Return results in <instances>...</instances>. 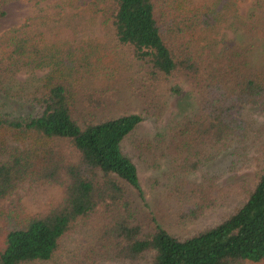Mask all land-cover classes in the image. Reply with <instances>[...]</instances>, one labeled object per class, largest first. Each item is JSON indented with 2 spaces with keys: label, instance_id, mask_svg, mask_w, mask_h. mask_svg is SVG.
<instances>
[{
  "label": "trees",
  "instance_id": "trees-1",
  "mask_svg": "<svg viewBox=\"0 0 264 264\" xmlns=\"http://www.w3.org/2000/svg\"><path fill=\"white\" fill-rule=\"evenodd\" d=\"M236 6L237 0H108L101 7L103 22L112 29L114 39L130 47L133 59L145 63L151 82L175 77L193 92L197 108L190 134L174 146L191 169L197 167L192 157L209 146L226 147L243 134L244 106L257 105L264 110V74L247 67L249 45L233 41L219 50L198 45L202 33L213 27L228 7ZM239 16L237 12L228 16L227 26L235 32L253 33L264 27V0H254L249 14ZM2 51L9 52L15 63L51 67L32 92L0 88L33 109L24 113L0 108V201L24 184L60 183L63 195L57 204L29 216L0 211V220L5 221L0 264L50 259L63 237L96 213L102 222L100 239L121 260L135 262L144 254H150L149 264L264 260V168L241 203L219 222L187 236L172 234L159 222L145 232L129 192L142 195L138 169L122 147L123 139L142 122L143 115L79 116L77 88L61 71L62 62L74 66L73 48L63 51L62 61L59 50L29 33L25 24L0 38ZM170 90L179 93L181 89L174 85ZM82 98L90 112L105 105L86 89ZM58 141H65L72 154L60 149ZM190 183L187 194L194 202L182 212L183 219L197 218L217 197V192L211 195L202 184Z\"/></svg>",
  "mask_w": 264,
  "mask_h": 264
},
{
  "label": "rangeland",
  "instance_id": "rangeland-1",
  "mask_svg": "<svg viewBox=\"0 0 264 264\" xmlns=\"http://www.w3.org/2000/svg\"><path fill=\"white\" fill-rule=\"evenodd\" d=\"M71 0H0V38L5 39L13 27L26 25L29 33L37 34L53 45L63 61V51L73 48L74 66L61 71L77 88L75 108L79 116L97 119L127 112H139L142 122L122 141L126 154L135 162L142 195L129 190L144 231L159 222L172 234L187 236L213 225L237 207L249 187L264 168V110L257 105L243 107L246 128L242 135L226 147H207L192 157L197 167L191 169L182 161L175 145L190 134L197 104L187 84H178L175 77L151 82L146 65L131 57L130 47L114 39L112 29L103 22V8L108 0H88L71 4ZM254 0H237L228 7L215 25L202 33L198 45L219 50L231 42L250 46L247 67L264 74V27L255 32H235L227 24L228 16L237 12L240 18L249 14ZM98 2V7L93 3ZM221 15V14H220ZM3 50V49H2ZM63 54V55H62ZM51 66L34 67L27 61H14L7 51L0 52V88L23 94L40 87V77ZM180 87L173 93L172 86ZM91 91L105 105L90 112L82 92ZM100 95V96H99ZM1 104L4 106L2 107ZM0 108L13 112H31L29 104L5 95L0 90ZM58 147L72 154L65 141ZM191 156V155H190ZM183 157V156H182ZM182 163V165L180 164ZM200 183L210 194L217 192L216 202L197 218H182V212L194 202L187 194V185ZM212 192V193H211ZM63 195L60 183L24 184L0 201L4 215L19 213L29 216L57 204ZM18 204V209H14ZM94 216L87 223L64 236L60 248L43 261L27 264H149L150 254L137 261L121 260L99 236L101 218ZM5 221L0 220V250L4 245ZM245 264H264L246 262Z\"/></svg>",
  "mask_w": 264,
  "mask_h": 264
}]
</instances>
